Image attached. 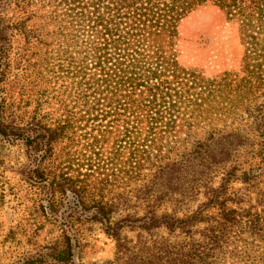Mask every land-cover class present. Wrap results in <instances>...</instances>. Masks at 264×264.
I'll list each match as a JSON object with an SVG mask.
<instances>
[{
	"label": "trees",
	"instance_id": "1",
	"mask_svg": "<svg viewBox=\"0 0 264 264\" xmlns=\"http://www.w3.org/2000/svg\"><path fill=\"white\" fill-rule=\"evenodd\" d=\"M205 6L237 70L180 63ZM0 145L33 213L0 221L1 249L30 245L11 264H85L94 226L113 252L87 264H264V0H0Z\"/></svg>",
	"mask_w": 264,
	"mask_h": 264
},
{
	"label": "rangeland",
	"instance_id": "2",
	"mask_svg": "<svg viewBox=\"0 0 264 264\" xmlns=\"http://www.w3.org/2000/svg\"><path fill=\"white\" fill-rule=\"evenodd\" d=\"M178 44L180 63L187 67L200 68L206 75L239 68L243 49L239 41L238 26L235 22L226 20L223 12L214 6L199 8L182 20ZM0 155L4 160V174L2 175L0 167V179L1 182L5 180L6 192L5 202L0 208V221L5 226H13L20 220L23 226H28L33 217L30 208L31 197L23 192L26 197L24 201L15 198L12 191L17 190L14 186L17 178L8 168V165L24 159L21 149L0 145ZM87 238L78 261L85 264L102 262L112 256L113 242L96 226L88 230ZM25 239L27 240L25 237L18 245H12L10 248L0 247V264H11L23 247L30 246Z\"/></svg>",
	"mask_w": 264,
	"mask_h": 264
}]
</instances>
